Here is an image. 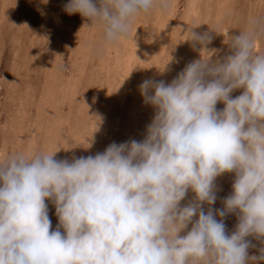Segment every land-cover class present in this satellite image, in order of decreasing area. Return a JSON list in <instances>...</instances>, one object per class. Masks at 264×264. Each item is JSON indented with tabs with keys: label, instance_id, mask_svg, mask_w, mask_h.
<instances>
[{
	"label": "clouds",
	"instance_id": "1",
	"mask_svg": "<svg viewBox=\"0 0 264 264\" xmlns=\"http://www.w3.org/2000/svg\"><path fill=\"white\" fill-rule=\"evenodd\" d=\"M170 3L68 0L64 11L99 26L102 44H115L139 15L166 13ZM193 27L184 40L210 54L168 83L146 79L138 86L154 108L142 140L112 142L88 156L56 159L58 148L0 158V264L264 261V247L249 255L255 245L248 239L264 243V52L255 50L264 17H250L238 35L226 30L231 54L217 59L218 50L206 47L212 37ZM223 173L234 180L215 209L214 181ZM189 190L194 197L181 206ZM46 200L55 206V229ZM230 213L238 222L226 234Z\"/></svg>",
	"mask_w": 264,
	"mask_h": 264
},
{
	"label": "rangeland",
	"instance_id": "2",
	"mask_svg": "<svg viewBox=\"0 0 264 264\" xmlns=\"http://www.w3.org/2000/svg\"><path fill=\"white\" fill-rule=\"evenodd\" d=\"M67 2L0 0V158L14 151L28 154L58 148L56 159L88 156L112 142L142 140L154 108L143 102L138 86L146 79L170 82L188 63L210 54L184 40L190 24L195 26L192 31L212 37L206 47L218 50L212 57L217 59L231 54L223 35L226 30L238 35L250 17H264V0H171L166 13L139 15L126 38L107 45L101 43L99 26L64 11ZM257 43L255 50L264 52V38ZM170 56L172 61L161 71ZM216 107L222 109L223 104ZM88 141L91 147L85 149ZM233 180L234 173L216 177L218 202L213 208L223 207ZM189 193L181 206L192 201L188 200L194 193ZM45 202L55 229V206ZM237 222L235 214L224 218L226 234ZM248 239L255 245L249 255L259 256L264 243Z\"/></svg>",
	"mask_w": 264,
	"mask_h": 264
},
{
	"label": "bare ground",
	"instance_id": "3",
	"mask_svg": "<svg viewBox=\"0 0 264 264\" xmlns=\"http://www.w3.org/2000/svg\"><path fill=\"white\" fill-rule=\"evenodd\" d=\"M201 1H202V0H201ZM3 20H4V19H3ZM189 24H190V23H189ZM190 26H191V24H190ZM212 27H213V26H212ZM213 30H215V28H214ZM230 30H233V29H230ZM215 31H216V30H215ZM130 33H131V32H130ZM133 33H135V32H133ZM162 33H163V32H162ZM164 34H165V33H164ZM229 34H230V33H229ZM96 35H97V34H96ZM131 35H133V34L131 33ZM135 35H136V34H135ZM129 36H130V35H129ZM159 36H160V35H159ZM159 36H158V37H159ZM29 37H30V36H29ZM131 37H132V36H131ZM17 38H18V37H17ZM128 38H129V37H128ZM134 38H136V36H134ZM159 38H160V37H159ZM20 39H21V38H20ZM23 39H25V38H23ZM130 39H131V38H130ZM130 39H129V40H130ZM136 39H137V38H136ZM124 40H125V39H124ZM129 40H128V41H129ZM126 41H127V40H126ZM173 41H174V40H173ZM188 42H189V41H188ZM21 43H22V42H21ZM33 43H35V42H33ZM131 44L133 45L132 42L130 43V45H131ZM185 44H186V43H185ZM188 44H190V43H188ZM191 44H192V43H191ZM257 44H258V43H257ZM35 45H36V44H35ZM107 45H108V44H107ZM29 46H30V45H29ZM127 46H128V45H127ZM130 47H131V46H130ZM170 47H171V46H170ZM186 47H188V46H186ZM188 48L191 49V47H188ZM21 49H22V48H21ZM24 49H25V48H24ZM27 49H28V48H27ZM32 49H33V48H32ZM133 49H134V48H133ZM135 49H136V48H135ZM211 49H212V48H211ZM16 50H18V49H16ZM37 50H38V49H37ZM186 50H188V49H186ZM191 51H192V50H191ZM29 52H30V51H29ZM14 53H15V51H14ZM23 53H24V52H23ZM31 53H32V52H31ZM131 53H132V52H131ZM134 53H135V52H134ZM167 53H168V52H167ZM224 53H225V52H224ZM25 55H26V54H25ZM28 55H29V54H28ZM126 55H127V54H126ZM17 56H18V55H17ZM26 56H27V55H26ZM128 56H129V55H128ZM15 57H16V56H15ZM19 57H20V56H19ZM148 57H149V56H148ZM150 57L152 58V56H150ZM151 58H150V61H151ZM152 59H153V58H152ZM117 60H119V59H117ZM115 61H116V60H115ZM121 61H122V60H121ZM154 61H155V60H154ZM146 63H147V62H146ZM120 64H121V63H120ZM51 65H52V64H51ZM51 65H50V66H51ZM53 65H54V64H53ZM145 66H146V65H145ZM146 67H147V66H146ZM154 67H155V66H154ZM154 67H153V70H154ZM146 70H147V69H146ZM146 70H145V71H146ZM142 71H143V70H142ZM149 71H150V70H149ZM151 71H152V70H151ZM152 72L154 73V71H152ZM141 73H142V72H141ZM150 73H151V72H150ZM150 73H149V74H150ZM22 74H24V73H22ZM147 74H148V73H147ZM175 74H176V73H175ZM175 74H174V75H175ZM141 75H142V74H141ZM143 77H144V74H143ZM148 77H149V76H148ZM167 82H168V80H167ZM167 82H165V83H167ZM149 108H150V107H149ZM151 118H152V117H151ZM133 120H134V119H133ZM145 123H146V122H145ZM148 124H149V123H148ZM80 127H81V126H80ZM89 134H90V133H89ZM78 142H79V141H78ZM32 148H33V147H32ZM61 152H62V151H61ZM61 152H60V153H61ZM56 155H57V154H56ZM58 155H59V154H58ZM59 157H60V156H59ZM59 159H60V158H59ZM217 181H218V180H217ZM219 185H220V184H219ZM217 186H218V185H217ZM218 187H219V186H218ZM220 187H221V186H220ZM189 191H191V190H189ZM191 192H192V191H191ZM191 194H193V193H191ZM186 196H187V199H188V196H190V193H189V195H186ZM191 197H192V196H191ZM185 198H186V197H185ZM192 199H193V197H192ZM192 199L190 198V200H188V201H191ZM216 201H217V200H216ZM182 202H183V201H182ZM185 202H186V201H185ZM185 202H184V203H185ZM217 202H218V201H217ZM217 202H216V203H217ZM51 211H52V210H51ZM50 214H51V212H50ZM229 219H230V218H229Z\"/></svg>",
	"mask_w": 264,
	"mask_h": 264
}]
</instances>
